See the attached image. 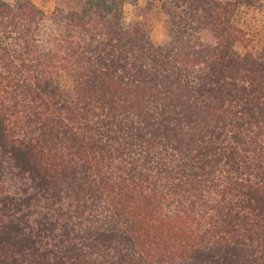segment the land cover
<instances>
[{"label":"trees","instance_id":"obj_1","mask_svg":"<svg viewBox=\"0 0 264 264\" xmlns=\"http://www.w3.org/2000/svg\"><path fill=\"white\" fill-rule=\"evenodd\" d=\"M139 1L0 0V264H264V0Z\"/></svg>","mask_w":264,"mask_h":264},{"label":"rangeland","instance_id":"obj_2","mask_svg":"<svg viewBox=\"0 0 264 264\" xmlns=\"http://www.w3.org/2000/svg\"><path fill=\"white\" fill-rule=\"evenodd\" d=\"M3 1L7 4L15 5L21 0ZM29 1L36 7L42 9L47 16H51L55 10V0ZM124 11L127 22L142 23L149 27L153 42L162 41V44L165 42L167 30L164 25L160 4L148 2L147 0H140L135 6L126 5ZM236 20L247 32L251 40L249 50L252 52L264 50V13L255 9L242 8L238 12ZM237 50L242 54L247 51L242 45L238 46ZM61 85L64 90L72 89L74 86L73 78L68 74H63L61 77Z\"/></svg>","mask_w":264,"mask_h":264},{"label":"crops","instance_id":"obj_3","mask_svg":"<svg viewBox=\"0 0 264 264\" xmlns=\"http://www.w3.org/2000/svg\"><path fill=\"white\" fill-rule=\"evenodd\" d=\"M153 39H154V38H153ZM154 42H155V45H157V46H159V45L162 44V41H158V42L154 41Z\"/></svg>","mask_w":264,"mask_h":264}]
</instances>
